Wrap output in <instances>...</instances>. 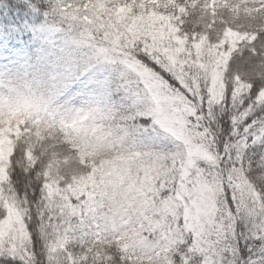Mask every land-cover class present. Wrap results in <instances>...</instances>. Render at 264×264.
<instances>
[{
  "label": "snow or ice",
  "instance_id": "6c2138e0",
  "mask_svg": "<svg viewBox=\"0 0 264 264\" xmlns=\"http://www.w3.org/2000/svg\"><path fill=\"white\" fill-rule=\"evenodd\" d=\"M46 92L0 98V264H264V0H65Z\"/></svg>",
  "mask_w": 264,
  "mask_h": 264
},
{
  "label": "trees",
  "instance_id": "16d2710c",
  "mask_svg": "<svg viewBox=\"0 0 264 264\" xmlns=\"http://www.w3.org/2000/svg\"><path fill=\"white\" fill-rule=\"evenodd\" d=\"M64 2L0 0V98L7 93L3 84H7L8 75L12 79L17 75L22 78L27 72L29 77L36 75L48 83L42 78V70L58 54L57 47L64 46L66 37L64 20L58 11Z\"/></svg>",
  "mask_w": 264,
  "mask_h": 264
},
{
  "label": "rangeland",
  "instance_id": "374dc122",
  "mask_svg": "<svg viewBox=\"0 0 264 264\" xmlns=\"http://www.w3.org/2000/svg\"><path fill=\"white\" fill-rule=\"evenodd\" d=\"M63 48L64 46L57 47V50L59 51L58 54L49 59L46 63L47 67L42 70V78L48 81V83H44L43 80L40 81L36 75H32L31 77H29L27 72H24V76L22 75V78H19L20 76L17 75V77L15 76L12 79V77L8 75L5 79L7 80V84H3V88L6 89L7 93L2 98H14L18 94L27 92H46L51 78L59 70V61L62 55ZM49 76H51V78H47ZM18 78L19 81L15 83L14 81H16ZM22 88H24V90Z\"/></svg>",
  "mask_w": 264,
  "mask_h": 264
}]
</instances>
